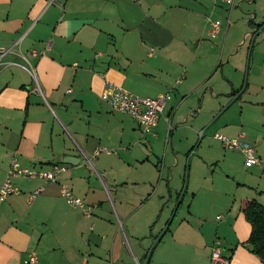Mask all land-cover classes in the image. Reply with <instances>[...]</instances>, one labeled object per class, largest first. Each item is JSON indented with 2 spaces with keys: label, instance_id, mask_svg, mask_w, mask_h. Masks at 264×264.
<instances>
[{
  "label": "crops",
  "instance_id": "obj_1",
  "mask_svg": "<svg viewBox=\"0 0 264 264\" xmlns=\"http://www.w3.org/2000/svg\"><path fill=\"white\" fill-rule=\"evenodd\" d=\"M217 1L0 0V49L13 50L0 65V182L13 158L38 171L66 169L57 183L12 178L20 193L0 202V264H24L31 251L37 264H210L217 239L230 264H264L247 245L251 225L242 211L246 198L264 206V51L251 64L249 92L236 97L239 112L219 127L229 137L243 133L261 164L246 167L240 151L222 148L188 213L160 237L152 231L153 210L144 193L123 192L135 182L123 177L125 168L100 166L93 173L83 167L84 155L93 161L102 153L113 155L129 131L122 112L103 99L106 82L144 97L169 88L181 97L202 89L207 58H199L197 49L210 36L206 17ZM33 49L40 56L34 58ZM22 56L36 78L20 65ZM179 68L181 77L171 81ZM229 80L233 94L236 81ZM172 99L162 114L170 119ZM136 128H130L135 136ZM102 149L113 152L93 157ZM66 157L73 162L64 163ZM63 183L93 206L91 218L68 204Z\"/></svg>",
  "mask_w": 264,
  "mask_h": 264
},
{
  "label": "rangeland",
  "instance_id": "obj_2",
  "mask_svg": "<svg viewBox=\"0 0 264 264\" xmlns=\"http://www.w3.org/2000/svg\"><path fill=\"white\" fill-rule=\"evenodd\" d=\"M208 14L221 21L220 33L216 37L205 36L207 42L202 43L199 49L196 48L197 40L190 45L197 49L199 58H207L205 67L201 68H205L202 75L208 74L210 81L207 79L200 91L188 92L184 97L176 89H166L173 98L169 104L175 110L168 135L166 113L155 129L157 136L144 134L138 128L135 136L130 128L131 125L137 126L136 122L129 115L119 113L129 131L123 133L122 146L116 148L117 154L102 153L92 160V164L84 159V170L89 169L93 173L100 166L125 168L123 177L135 182L132 189L123 192L128 197L144 193V202H148V208L153 210L152 231L159 237L170 223L188 213L193 193L205 184L204 177L213 168L210 161L223 148L215 136L221 133V124L239 112L240 102L236 97L249 92L246 88L251 64L261 54L260 50L264 51V0H234L233 4L218 0L216 8ZM250 19L255 26L249 25ZM258 25L262 27L257 31ZM206 29H209L208 22ZM256 31L259 37L257 34L250 51ZM197 69V65L192 68L193 71ZM181 71L179 68L177 74H172L171 81L179 79ZM229 79L236 81L233 94L227 85L232 81ZM186 179L187 187L183 193ZM115 216L117 219L116 213ZM118 226L124 230L123 221L120 220Z\"/></svg>",
  "mask_w": 264,
  "mask_h": 264
},
{
  "label": "built area",
  "instance_id": "obj_3",
  "mask_svg": "<svg viewBox=\"0 0 264 264\" xmlns=\"http://www.w3.org/2000/svg\"><path fill=\"white\" fill-rule=\"evenodd\" d=\"M223 1L230 2L231 4L234 2V0ZM206 20L210 26L209 35L211 37H216L221 31V21L218 19H213L211 16H208ZM51 45L52 41H49L47 47L49 48ZM12 51V48L0 49V65L2 64L3 58ZM151 51H153V48H151ZM40 54L41 52L36 49L31 50V55L34 58H37L40 56ZM22 57L25 63L20 65L34 78H36L35 68L25 56ZM180 81L181 80H177L176 83H179ZM103 99L110 105L113 111L128 114L138 124L144 134L156 136L157 134L155 133V129L167 103L171 99V94L170 92H165L158 94L155 97H144L137 95L120 85L114 84L112 82H106L103 91ZM165 119L168 122V135L171 119L169 116ZM215 137L220 141L223 148L227 150L240 151L244 156V164L246 167H252L261 164V159L257 153L255 145L252 144L243 133L237 137H229L224 134H216ZM103 151L106 153L113 152L108 149L96 150L93 154V157L98 156ZM113 153L117 154V151ZM84 157L89 163L92 164V158H89L86 155H84ZM65 171V167L59 165H54L51 170L38 171L22 166L16 158H13L7 171L6 179L3 182H0V202L5 200L11 194L20 193L18 187L12 183V178H39L48 183H57L59 177ZM41 190H43V188L36 191L35 194H38ZM35 194L30 196V200L35 197ZM61 195L66 199L70 206L80 208L86 219L92 217L93 206L86 204L81 198L76 197L68 184H61ZM218 218H220V216ZM92 227L93 224H91V228ZM37 262L38 255L34 251L29 252L23 261L24 264H37ZM210 264H230L228 257L224 255V247L219 239H217L213 244Z\"/></svg>",
  "mask_w": 264,
  "mask_h": 264
},
{
  "label": "trees",
  "instance_id": "obj_4",
  "mask_svg": "<svg viewBox=\"0 0 264 264\" xmlns=\"http://www.w3.org/2000/svg\"><path fill=\"white\" fill-rule=\"evenodd\" d=\"M257 27L258 31L262 25H258ZM242 211L246 220L251 225L247 245L250 251L264 263V206L255 198H246L242 203Z\"/></svg>",
  "mask_w": 264,
  "mask_h": 264
},
{
  "label": "water",
  "instance_id": "obj_5",
  "mask_svg": "<svg viewBox=\"0 0 264 264\" xmlns=\"http://www.w3.org/2000/svg\"><path fill=\"white\" fill-rule=\"evenodd\" d=\"M256 36H257V33L253 36V39H252V45L254 44V41H255ZM63 162H64V163H69V162H73V161H71V158H70V157H66V158L64 159ZM186 187H187V179H186V182H185V185H184L183 193H184ZM182 195H183V194H182ZM158 240H159V238L156 240V242H157ZM156 242H155V243H156ZM152 248H153V246L149 249V255H150V253H151V251H152ZM149 255H148V257H149ZM147 260H148V258H147ZM144 264H146V263H144Z\"/></svg>",
  "mask_w": 264,
  "mask_h": 264
}]
</instances>
